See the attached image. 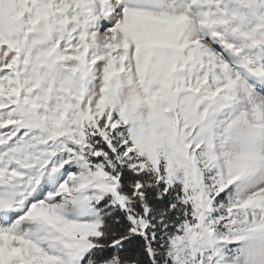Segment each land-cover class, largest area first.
Here are the masks:
<instances>
[{"label": "snow or ice", "instance_id": "snow-or-ice-1", "mask_svg": "<svg viewBox=\"0 0 264 264\" xmlns=\"http://www.w3.org/2000/svg\"><path fill=\"white\" fill-rule=\"evenodd\" d=\"M0 264H264V0H0Z\"/></svg>", "mask_w": 264, "mask_h": 264}]
</instances>
